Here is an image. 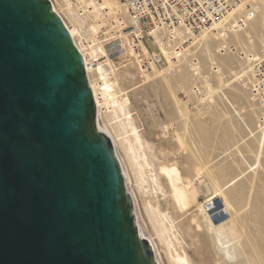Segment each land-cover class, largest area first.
<instances>
[{
    "label": "water",
    "instance_id": "95a60500",
    "mask_svg": "<svg viewBox=\"0 0 264 264\" xmlns=\"http://www.w3.org/2000/svg\"><path fill=\"white\" fill-rule=\"evenodd\" d=\"M0 264H159L49 0H0Z\"/></svg>",
    "mask_w": 264,
    "mask_h": 264
},
{
    "label": "rangeland",
    "instance_id": "374dc122",
    "mask_svg": "<svg viewBox=\"0 0 264 264\" xmlns=\"http://www.w3.org/2000/svg\"><path fill=\"white\" fill-rule=\"evenodd\" d=\"M50 1L80 43L66 4L86 16L88 23L90 8H85L82 0ZM248 3L253 15L246 13L245 26L234 28L238 13L244 9L235 11L221 27L189 40L181 54L174 53L179 49H171L170 58L165 56L151 69L135 60L131 64L118 59L119 38L113 37L108 25L97 36L106 55L117 65L112 73L118 95L128 101V114L148 148V167L157 169L156 182L166 194L148 188V184H136L124 154L116 146L148 238L155 235L144 209L147 201L157 203L171 216L181 238L176 248L185 252L191 264H264V0ZM129 15L124 8L127 26ZM104 20L113 21L111 15ZM129 27L124 32L128 33ZM139 44L143 51L162 54L161 46L149 36ZM197 84L202 86L203 95L190 105ZM197 167L199 179H195ZM164 169L181 173L202 203L216 186L222 187L232 207L229 216L224 213L218 220L221 224L212 226L200 215L197 205L186 212L174 208L161 172ZM154 240L158 263L170 264L165 247Z\"/></svg>",
    "mask_w": 264,
    "mask_h": 264
},
{
    "label": "bare ground",
    "instance_id": "6f19581e",
    "mask_svg": "<svg viewBox=\"0 0 264 264\" xmlns=\"http://www.w3.org/2000/svg\"><path fill=\"white\" fill-rule=\"evenodd\" d=\"M242 1V6L244 5V3L249 2V0ZM50 3L52 10L61 17V15L56 11L52 1H50ZM81 4H83L85 8H90L87 15L91 17V22L89 23L86 22V16H84L83 14H79L78 10H75L71 7L72 4H66V11L81 36L82 41L80 43L76 41L73 32L62 17L61 19L65 27L69 31L74 45L83 57L88 85L91 89L92 96L96 103L107 134L111 140L112 147L114 149L120 167H122L121 162L123 160H120L121 158H119L117 154L118 150L116 151V148L118 146L125 156L129 169L135 177V183L139 186H141L142 184H148V186L146 185L148 188L149 186H152L151 189H154L155 191H162L161 186L156 182L158 180L155 173L157 169H155L154 171V168L151 167L153 169L151 170L148 167L150 166L149 164H151L146 159L148 158L146 157L148 156V148L145 147L146 142L138 132L133 118H131L128 114V101L124 97L118 95V93H120L117 92L118 83L112 73L114 72V68L117 65L108 57V55H106L104 47L99 42L97 36L101 32L102 27L108 25L109 30H113V37L119 38V47H117V50L120 51L118 52V59H125V61L131 64H133L135 60L137 63L141 62L142 64L144 62L143 59L147 58L148 63L145 66L147 69H151L152 66H156V56H159L161 58V61H163L166 57L170 58L169 52H171V49L177 50V48H180L179 51L174 53L181 54L182 50H185L186 47H176L170 42L166 43L165 41H163V38L155 32H152V35H149V37L153 39L156 44L158 42V44L161 46L162 54L157 52L148 53L147 50L143 51L139 44L141 43V40L143 41V39L139 40L136 47H132L133 45L131 44L130 38V25L133 22L132 15L120 0H82ZM124 8L130 14V27L127 26V22L123 18ZM235 11L231 12L227 17L217 23L215 25V29L221 27L224 23H226L228 17L235 13ZM110 15L112 16L113 21L106 22L104 20V17ZM128 27V33L124 32V30ZM212 31L213 30L209 32ZM209 32H204L201 34L206 35ZM107 33L108 32H104L103 34ZM128 34L130 37L128 36ZM178 35L179 40H182L184 38L181 36L180 32H178ZM195 37H193L192 40ZM165 53L167 55H165ZM103 57L104 59H102ZM142 66H139L140 71L142 70ZM255 92H258L256 88ZM147 168L149 169L146 172ZM121 169L123 175H126V172H124V168L122 167ZM161 172H163V176L165 177L169 192L168 196L170 197L174 208H177L181 212H186L190 210L193 205H197L200 215L205 221H207V223L212 226L221 224L220 222H218V220H220V218H223L225 215L216 212V215H214L213 219L209 215V213L204 210L203 203L197 200L194 188L189 182L185 181L181 173L172 169H164ZM200 175V168H195V179H199ZM161 193L162 195L165 194V192L163 191ZM210 197L212 199L218 198L220 201L217 202V206L215 207V209L218 210L219 208H223L226 211L227 216H229V211L232 207L226 200V197L223 193V188L216 186V189H214L213 194ZM147 202L144 209L146 211L147 219L151 224L150 226L153 230V235H155L154 238H149V240L156 258L159 257V253L156 247V242L154 240L155 238L165 247V255L167 256L166 258L168 259L170 264H191L190 259L187 257L185 252L176 248V245H180L181 238L176 229V224H174L171 216L168 215V212L166 210H161L158 205H156L157 203H154V205H152L151 202ZM225 221H227V219L223 222Z\"/></svg>",
    "mask_w": 264,
    "mask_h": 264
},
{
    "label": "built area",
    "instance_id": "2783aa9c",
    "mask_svg": "<svg viewBox=\"0 0 264 264\" xmlns=\"http://www.w3.org/2000/svg\"><path fill=\"white\" fill-rule=\"evenodd\" d=\"M132 15L131 44L136 47L143 37L152 35V32L160 35L166 43H172L176 47H183L185 43L196 35L215 29V25L235 10L238 13L235 29L245 26L248 21L246 13L253 15L251 5L242 0H120ZM178 32L184 37L179 40ZM180 36V37H181ZM180 48H177V50ZM151 53V51H150ZM156 62L161 58L156 56ZM147 64V58L143 59ZM85 69V65H84ZM264 78V76H262ZM203 95L201 85H194L191 103H197ZM186 100V99H184ZM204 210L214 219L216 212L224 215L223 208L215 209L217 200L209 197L203 202Z\"/></svg>",
    "mask_w": 264,
    "mask_h": 264
}]
</instances>
